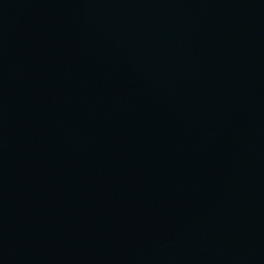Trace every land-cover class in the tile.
Wrapping results in <instances>:
<instances>
[{
    "label": "water",
    "instance_id": "water-1",
    "mask_svg": "<svg viewBox=\"0 0 264 264\" xmlns=\"http://www.w3.org/2000/svg\"><path fill=\"white\" fill-rule=\"evenodd\" d=\"M0 264H264V0H0Z\"/></svg>",
    "mask_w": 264,
    "mask_h": 264
}]
</instances>
